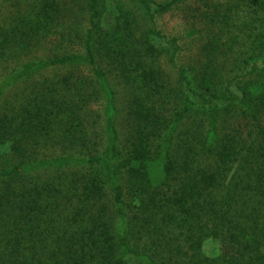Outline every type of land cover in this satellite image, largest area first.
<instances>
[{
  "label": "trees",
  "instance_id": "obj_1",
  "mask_svg": "<svg viewBox=\"0 0 264 264\" xmlns=\"http://www.w3.org/2000/svg\"><path fill=\"white\" fill-rule=\"evenodd\" d=\"M135 1L0 15V264H264V0H205L181 63L183 0Z\"/></svg>",
  "mask_w": 264,
  "mask_h": 264
},
{
  "label": "rangeland",
  "instance_id": "obj_2",
  "mask_svg": "<svg viewBox=\"0 0 264 264\" xmlns=\"http://www.w3.org/2000/svg\"><path fill=\"white\" fill-rule=\"evenodd\" d=\"M17 0H0V15L4 14L6 9L9 8L10 2H15ZM19 1V0H18ZM24 0H22L21 3H23ZM122 3H124L126 6L131 8L132 11H134L135 16L137 17V24H138V32H140V29H148L152 25L148 21L146 15L144 14L143 9L141 8L140 4L135 0H120ZM155 3H164L168 0H153ZM204 2L205 0H183L181 3H179L177 6L172 8L171 10L164 12L160 15H157L156 20V27L162 31V33L168 35V36H176L178 37L179 44L181 45V50L178 53V56L176 57V61L178 63L181 62H189L194 60L200 50V45L202 44V41L196 36V35H189L188 29L190 28L191 23L194 21L191 17L195 18V16L202 15V9L204 8ZM12 9V8H10ZM197 22V20L195 21ZM201 25V24H196ZM261 30L264 33V27L261 28ZM168 47V45H166ZM170 48H167V52H169ZM48 50H40L38 53V57H44L48 55ZM161 64L166 72L167 79L170 83H174L176 74L175 69L167 62V57L162 56L160 58ZM259 59V63H260ZM169 83V84H170ZM112 88L115 91V106L120 109L123 106L124 101V90L123 88L116 83V81H112ZM96 112L98 110L100 111L101 108H95ZM122 125V122H120V127ZM118 127V124H117ZM8 144L4 143L0 145V153H5L8 150ZM202 250L204 254L208 256H217L219 254L220 250V243L218 239L209 237L204 240V243L202 245ZM127 264H137V262L132 259L129 260Z\"/></svg>",
  "mask_w": 264,
  "mask_h": 264
}]
</instances>
